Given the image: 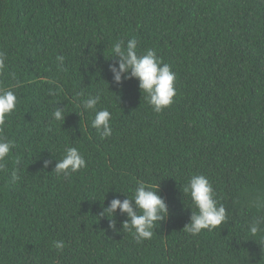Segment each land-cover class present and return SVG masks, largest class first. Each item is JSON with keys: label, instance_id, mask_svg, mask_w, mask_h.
Instances as JSON below:
<instances>
[{"label": "trees", "instance_id": "16d2710c", "mask_svg": "<svg viewBox=\"0 0 264 264\" xmlns=\"http://www.w3.org/2000/svg\"><path fill=\"white\" fill-rule=\"evenodd\" d=\"M130 39L176 74L160 113L136 79L114 82L112 47ZM0 53V88L18 100L0 131L15 145L0 171V264H264V0H0ZM97 95L108 138L82 105ZM69 147L86 167L58 175ZM193 175L227 214L195 236L184 229ZM140 183L159 188L168 216L138 242L126 214L114 231L100 213Z\"/></svg>", "mask_w": 264, "mask_h": 264}, {"label": "clouds", "instance_id": "9594fccd", "mask_svg": "<svg viewBox=\"0 0 264 264\" xmlns=\"http://www.w3.org/2000/svg\"><path fill=\"white\" fill-rule=\"evenodd\" d=\"M137 41L130 39L124 44L123 41L115 43L112 47L113 56L119 57L118 69L112 67L114 82L119 85L122 80L136 79L138 87L142 93L146 94L149 105L156 113L162 112L170 107L176 96L175 81L176 74L170 66L163 63L156 53L147 50L145 54H137ZM63 57L58 56L57 60L63 63ZM6 68L5 57L0 53V71ZM83 95V93H81ZM100 97L89 96L82 101L83 108L95 113L91 121L94 128L102 138L112 135L111 113L107 109L97 110ZM17 96L14 91L0 88V131H2L6 118L17 108ZM56 121H64L63 109H56L53 113ZM14 143L5 136L0 135V171L6 170L9 154L14 148ZM19 164V161H16ZM48 162H44L47 168ZM86 167V161L75 147H69L63 158L57 161L54 171L58 175L69 176ZM19 168H15L11 173V182L15 183L19 179ZM159 188L145 186L140 183L135 189L134 196L123 200L113 199L108 207L103 208L100 216L111 217L109 227L116 231L113 222L117 210L121 214H126L127 218L122 228L134 231L138 242L149 240L153 236L154 230L159 223L167 218L168 206L165 200L158 194ZM184 194L189 195L196 211H192L190 222L185 226V230L195 236L203 230H213L220 227L227 220L226 210L222 205H218L215 199L214 190L209 180L204 175H193L183 189ZM261 221L254 220L249 225V231L257 234L261 231ZM54 248L62 252L65 248L64 241H54Z\"/></svg>", "mask_w": 264, "mask_h": 264}]
</instances>
